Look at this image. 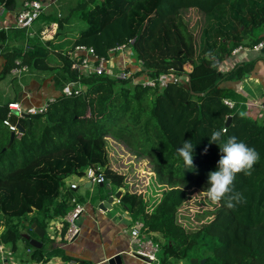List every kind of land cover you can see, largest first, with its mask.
I'll return each instance as SVG.
<instances>
[{"label": "trees", "instance_id": "1", "mask_svg": "<svg viewBox=\"0 0 264 264\" xmlns=\"http://www.w3.org/2000/svg\"><path fill=\"white\" fill-rule=\"evenodd\" d=\"M0 5L14 10L17 0H0ZM188 10H196L208 23L200 32L202 39L195 40L184 22ZM71 17L84 29L64 32ZM38 19L57 22L55 36L42 42L28 35L27 48L6 51L0 79L19 60L34 71L54 74L63 88L76 82L83 91L48 101L47 112L30 115L29 123L13 113L9 120L18 134L10 147L12 132L3 125L9 110L7 104L0 106V243L15 256L22 242L30 253L15 256L21 263L47 262L54 253H47L44 245L30 247L23 234L44 244L50 221L65 217L77 204L97 205L121 191L118 201L133 224L163 239L160 264H190L191 259L196 264H264V120L248 116L240 96L219 90L223 81L242 77L241 66L224 74L217 70L234 48L253 47L264 39V0H75L68 16ZM129 41L135 60L143 63L133 77L145 74L156 81L155 87L107 75L79 76L66 56L85 46L105 57ZM167 74L186 77L187 82L160 86L158 78ZM225 99L234 107L226 106ZM221 129H227L222 141L235 136L260 154L251 175L237 174L234 181L243 202L229 208L222 200L197 217L182 215L187 190L207 194L208 173L218 170L220 149L209 143V136ZM107 137L149 160L163 189L155 203L148 206L142 194L126 191V177L109 168ZM183 140L195 145V171L186 170L177 153ZM89 167L100 169L104 182L97 184V192L78 195L67 180H81ZM32 224L45 232L42 239Z\"/></svg>", "mask_w": 264, "mask_h": 264}, {"label": "crops", "instance_id": "2", "mask_svg": "<svg viewBox=\"0 0 264 264\" xmlns=\"http://www.w3.org/2000/svg\"><path fill=\"white\" fill-rule=\"evenodd\" d=\"M25 1L29 0H17V6L14 10L5 9L3 14L0 15V32H3L2 37H0V72L5 65L3 55L6 51L8 52L17 47L27 48L26 36H39L41 39L45 27L49 24L40 23L38 19L30 28L14 29L16 16L22 10ZM39 1L50 5L40 16H54L59 11V6L51 7L56 0ZM262 35L264 36V32ZM238 47L242 49L235 55L231 53L226 56L218 63L217 70L224 74L232 71L237 66H241L243 75L239 80L223 81L219 90L221 93L232 92L240 96L242 102L239 104L246 108L247 115L263 121L264 54L253 51L249 45H240ZM31 70L20 79H13L9 75L10 73L0 79V106L18 103L23 109L32 106L37 107L62 94V92L55 90L56 86L54 84L56 83L54 80L60 81V78H54L50 73L34 70L31 72ZM3 82L6 86L2 85ZM225 100L235 105L230 99ZM70 184L77 185L74 192L78 195L95 193L93 185L84 183L83 180H74ZM82 205L84 211L76 221L79 227V234L72 241L67 242L64 239L65 217L54 219L48 223L49 240L44 244L39 241L42 244L41 247L44 245L43 248L48 251L47 253H54L47 262L21 263L16 260L15 256L19 257L20 254L26 255L30 253V251L25 249L24 244L19 242L17 253L15 256L12 254L13 261L0 262V264H106L108 259L114 256H122L127 264H150L135 258L129 253L131 250L129 232L133 221L131 214L120 205L118 200L114 199L110 208L106 211L101 210L99 204L93 205L89 201ZM51 223H57V228L54 231H52L54 227ZM147 235L154 242L159 243V246L162 245L159 240L163 243V239L158 234L150 233ZM7 249L10 250L9 248ZM151 264H160L159 259L156 263Z\"/></svg>", "mask_w": 264, "mask_h": 264}, {"label": "built area", "instance_id": "3", "mask_svg": "<svg viewBox=\"0 0 264 264\" xmlns=\"http://www.w3.org/2000/svg\"><path fill=\"white\" fill-rule=\"evenodd\" d=\"M50 5H47L44 2L39 0H29L23 3L22 10L18 13L14 23V29H27L32 26V24L38 19V17L48 8ZM5 11V7L0 5V15ZM59 18L60 15L58 14ZM58 30L57 22H50L44 29V32L41 35V40L46 42L53 39ZM133 41H129L127 44H122L112 48L108 51L107 56H98L93 48H88L85 46H76L70 52L66 53L68 59L72 62L71 68L75 70L79 76H89V75H107L114 77L120 80L132 79L134 83H140L142 87H155L156 81L147 77L145 74H140L137 77H133L134 73L140 71V67L143 64L142 61H136L134 58V53L131 48ZM242 48L238 47L233 50L232 55L237 54ZM253 51L261 52L264 49V39L260 40L257 44L251 47ZM136 64V65H134ZM27 66L23 65L21 61L16 60L13 68L10 71V75L13 79H20L27 73ZM187 78L181 76L176 77L173 74L162 75L158 78L159 85H164L169 81L176 83H185ZM83 87L76 82L67 83L63 90L62 94L65 97L78 96L82 93ZM52 100H49V102ZM48 101L44 104L37 107H29L23 109L18 103H9L7 105L9 114L7 119L3 121V125L8 127V129L14 133L18 134L17 128L11 123L10 116L15 113L18 118H22L25 115H41L47 112L48 110ZM224 104L229 108H233L234 104L228 100H223ZM84 183L90 185L103 184L104 176L100 172V169H95L89 167L85 171V175L82 178ZM71 189H76V184H70ZM141 194V193H138ZM84 208L81 205H75L74 208L65 216L64 221L67 223V230L64 236V239L67 242H70L79 234V227L76 224V221L83 213ZM190 213L193 215V212L190 210ZM191 220L194 218L191 217ZM54 229L57 228V223H51ZM130 245L131 250L130 254L132 256L139 255L148 259L151 263H156L158 261L159 245L154 243L153 239L147 234L143 233L141 230V224H133L130 232ZM0 260L1 262H11L13 261L12 253L8 250L2 243H0ZM76 264V263H72Z\"/></svg>", "mask_w": 264, "mask_h": 264}, {"label": "rangeland", "instance_id": "4", "mask_svg": "<svg viewBox=\"0 0 264 264\" xmlns=\"http://www.w3.org/2000/svg\"><path fill=\"white\" fill-rule=\"evenodd\" d=\"M54 6H59V11L56 12V15H60L59 19L64 18L68 16L69 10L75 6V0H56L54 4L51 5V7ZM183 17L184 22L188 26L189 31L195 37V40L202 39L204 34L202 35L200 32H203L205 27L208 28L207 21L203 20L204 17H202V15L196 10L186 11L183 14ZM84 27L85 25L82 22L71 17L67 21V23L63 25L62 30L64 32L66 31L75 34L78 31L84 29ZM198 36H200V38ZM29 70L30 69L27 68V73H29ZM50 74L55 76L52 73ZM59 76L61 77V75ZM54 81L56 82L54 83L56 86L55 90H57L58 92H62L61 90L63 88L64 82H62V80L58 81L57 79ZM2 85L6 86L4 82L2 83ZM106 141L109 168L112 171L120 173L126 177V191L133 194L141 193L142 196H144L146 202H148V206L155 203L160 198L163 189L162 187H160V185H158L156 181L155 173L149 160L146 158L137 157L123 143L117 142L111 137H107ZM74 180L76 179H68L67 185L70 186V182ZM80 187L82 188V186ZM97 190V185L94 184L93 191L97 192ZM187 197L188 198L181 209L183 212L182 215L186 216L189 215L193 217L196 215L197 217V215L200 214L203 210L210 209L214 204H216L208 198L206 193L200 192L197 188H189L187 190ZM190 210L193 212V215L190 213ZM36 217L40 222L42 221V218L40 216ZM30 219L31 217L28 218V221H30ZM48 240V231L46 230V242ZM159 242L160 244H162L161 240H159ZM156 244L159 245V243Z\"/></svg>", "mask_w": 264, "mask_h": 264}, {"label": "clouds", "instance_id": "5", "mask_svg": "<svg viewBox=\"0 0 264 264\" xmlns=\"http://www.w3.org/2000/svg\"><path fill=\"white\" fill-rule=\"evenodd\" d=\"M226 131L227 129L213 130L209 136V143L219 146L221 157L217 163L218 170L208 173L207 196L214 203L223 200L231 208L235 206L234 202H243L242 193L234 188L237 174L251 175L254 165L260 159V154L255 148L249 147L235 136L222 141L221 138ZM194 147L192 140H183L181 146L177 148V153L183 159L186 170L195 171Z\"/></svg>", "mask_w": 264, "mask_h": 264}, {"label": "water", "instance_id": "6", "mask_svg": "<svg viewBox=\"0 0 264 264\" xmlns=\"http://www.w3.org/2000/svg\"><path fill=\"white\" fill-rule=\"evenodd\" d=\"M261 53L264 54V49L261 51ZM176 65L178 66L177 67V70L179 72H182L183 71V68L181 67V65L178 62H176ZM24 117L26 119V122L29 123L28 116L25 115ZM230 121H231L230 119L227 120L226 126H228L230 124ZM14 138H15V134L14 133H11L10 134L9 144H8L7 147H10L11 146V144L14 141ZM120 197H121V192L118 191L117 193H115L114 196L109 197L107 199V201L100 203L99 204V208L101 210H103V211H106L107 209L110 208V205L113 203L114 199L115 200H119ZM31 229H33V231L36 234V236H37L38 239H42L43 238L45 232L42 229H40L39 227H37L36 224H32L31 225ZM22 236H23V238L26 241H28L30 247H32L34 249L41 248V245L42 244L39 242V240L30 238V236H28L26 234H23ZM134 257L137 258V259H139V260H141V261L150 263L148 261V259H146L145 257L139 256V255H135ZM204 262H205V260L200 261L201 264L204 263ZM196 263H198V260L197 259H191L190 260V264H196ZM106 264H127V263L124 261V259L122 258V256H114V257L108 259V261L106 262Z\"/></svg>", "mask_w": 264, "mask_h": 264}]
</instances>
